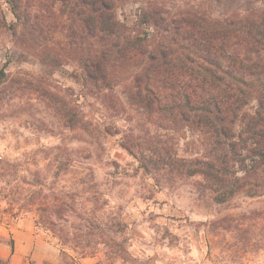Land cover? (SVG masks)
<instances>
[{
    "label": "trees",
    "instance_id": "16d2710c",
    "mask_svg": "<svg viewBox=\"0 0 264 264\" xmlns=\"http://www.w3.org/2000/svg\"><path fill=\"white\" fill-rule=\"evenodd\" d=\"M7 1L18 20L24 18L31 42L38 47L50 29L45 17L53 13L30 16L21 10V0ZM122 1L40 0V7L48 10L59 2L61 15L66 12L65 20L59 19L64 38L56 50L39 49L45 60L53 67L75 63L83 96H93L105 117H125L121 146L147 174L168 180L199 177L202 191L218 204L247 187L264 189V8L246 15L232 10L219 19L187 10L167 19L157 6H148L137 23L148 30L141 34L117 19L116 7ZM49 94V107L58 119L68 128L79 127L80 134L86 130L90 137L83 113ZM185 133L194 139L190 155L180 157L176 135ZM57 149L71 159L58 165L56 175L73 170L74 153L92 155L89 149ZM244 158H250V169L241 168ZM38 175L21 180L16 170L9 179L15 181L16 195L29 199L9 213L12 219L38 204L35 211L57 238L62 255L70 247L79 257H92L96 246L108 257L126 255L123 241L114 237L125 229L120 218L97 222L77 213L69 192L42 196L44 180ZM86 176L92 180L93 171L88 169Z\"/></svg>",
    "mask_w": 264,
    "mask_h": 264
},
{
    "label": "rangeland",
    "instance_id": "374dc122",
    "mask_svg": "<svg viewBox=\"0 0 264 264\" xmlns=\"http://www.w3.org/2000/svg\"><path fill=\"white\" fill-rule=\"evenodd\" d=\"M39 2L21 0V10L30 16L53 13L45 17L46 29H50L36 47L24 18L18 20L8 1L0 0V221L14 220L10 214L29 201L16 195L15 181L9 182L14 171L26 181L38 173L37 178L44 180L42 196L52 198L56 193L69 192L77 213L97 222L118 217L125 228L121 237H114L123 241L126 255L108 257L96 246L94 256L82 258L66 247L63 264H72L69 257L86 259V264H264V189L247 187L218 204L202 191L199 177L168 180L147 174L121 146L127 127L125 117L109 119L93 96H83L75 63L53 67L43 57L40 47L56 50V43L63 40L58 25L60 18L65 20L66 12L61 15L59 2L49 3L48 10ZM148 6H157L167 19L187 10L219 19L232 10L239 15L261 11L264 0H126L117 4L116 17L130 31L147 33L137 23L142 9L150 10ZM49 93L73 111L83 113L90 124V137L86 130L81 129L80 134L79 127L68 128L58 119L49 107ZM176 139L178 155L188 157L194 136L185 133L176 135ZM57 148L89 149L92 155L74 153L73 170L56 175L58 165L71 159ZM251 163L250 158H244L241 168L250 169ZM88 169L93 171L92 180L86 176ZM37 205L28 206L21 216L33 214L37 227L61 249L35 211Z\"/></svg>",
    "mask_w": 264,
    "mask_h": 264
},
{
    "label": "crops",
    "instance_id": "0c3cea01",
    "mask_svg": "<svg viewBox=\"0 0 264 264\" xmlns=\"http://www.w3.org/2000/svg\"><path fill=\"white\" fill-rule=\"evenodd\" d=\"M35 220L33 214H28L12 221H0V264H63L56 241L38 228ZM87 262L74 258L72 264Z\"/></svg>",
    "mask_w": 264,
    "mask_h": 264
}]
</instances>
